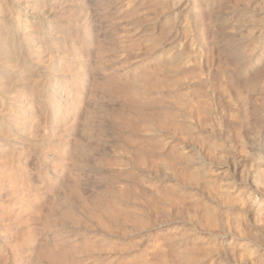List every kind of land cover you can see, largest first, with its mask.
<instances>
[{
  "label": "rangeland",
  "instance_id": "374dc122",
  "mask_svg": "<svg viewBox=\"0 0 264 264\" xmlns=\"http://www.w3.org/2000/svg\"><path fill=\"white\" fill-rule=\"evenodd\" d=\"M0 264H264V0H0Z\"/></svg>",
  "mask_w": 264,
  "mask_h": 264
}]
</instances>
